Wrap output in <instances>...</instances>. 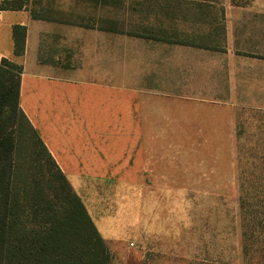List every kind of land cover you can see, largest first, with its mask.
Segmentation results:
<instances>
[{
    "label": "crops",
    "instance_id": "obj_1",
    "mask_svg": "<svg viewBox=\"0 0 264 264\" xmlns=\"http://www.w3.org/2000/svg\"><path fill=\"white\" fill-rule=\"evenodd\" d=\"M53 3L0 11V60L21 66L19 108L86 210L99 185L151 173L164 144L212 141L203 134L234 141L237 78L247 95L264 94V0L149 7L123 30L84 13L106 0ZM15 25L26 29L21 56Z\"/></svg>",
    "mask_w": 264,
    "mask_h": 264
},
{
    "label": "rangeland",
    "instance_id": "obj_2",
    "mask_svg": "<svg viewBox=\"0 0 264 264\" xmlns=\"http://www.w3.org/2000/svg\"><path fill=\"white\" fill-rule=\"evenodd\" d=\"M247 2L106 0V9L102 5L101 11L84 13L123 30L140 23V14L149 7H244ZM243 67L247 63L238 60L237 70ZM255 80H250L251 87ZM245 82L237 78L232 96L237 111L234 141L203 134L198 138L212 141L164 144L165 150H155L153 171L137 183L101 184L85 198L111 264H264V94L247 95ZM11 127L25 145L18 150L24 168L49 170L60 186L53 167L44 160L37 166L31 162L35 143L24 120L16 116Z\"/></svg>",
    "mask_w": 264,
    "mask_h": 264
},
{
    "label": "trees",
    "instance_id": "obj_3",
    "mask_svg": "<svg viewBox=\"0 0 264 264\" xmlns=\"http://www.w3.org/2000/svg\"><path fill=\"white\" fill-rule=\"evenodd\" d=\"M28 1L0 0V11L25 10ZM25 34L24 26L12 27L15 56L23 55ZM21 71V66L0 60V264H111L81 199L19 108ZM16 116L33 136L31 162L37 166L44 160L53 167L60 186L49 170L24 168L18 150L25 145L11 127Z\"/></svg>",
    "mask_w": 264,
    "mask_h": 264
}]
</instances>
